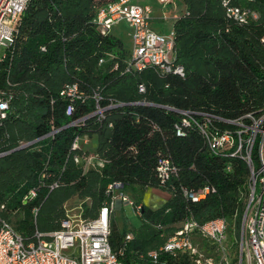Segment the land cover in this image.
I'll return each instance as SVG.
<instances>
[{
  "label": "trees",
  "instance_id": "obj_1",
  "mask_svg": "<svg viewBox=\"0 0 264 264\" xmlns=\"http://www.w3.org/2000/svg\"><path fill=\"white\" fill-rule=\"evenodd\" d=\"M113 1L29 2L0 65V88L12 94L9 116L0 126V153L5 152L0 156V206L5 205L0 215L31 241L37 231L60 228L65 203L73 197L81 201L82 216L93 219L110 201L107 189L113 182L120 181L136 205L149 188H164L170 196L162 206L141 204V227L124 223L120 229L111 219L115 250L127 232L134 235L121 260L152 264L148 252L189 217L200 223L224 218L239 235L249 192L247 162L215 153L195 126L177 136L175 125L184 117L177 110L237 119L264 107V0H226L228 6L224 0H180L186 12L174 23V54L175 63L185 67L184 77L163 75L151 66L126 70L130 54L123 41L102 34L94 23L98 9ZM227 7L247 11L246 22L230 18ZM72 83L81 98L60 95ZM84 136L97 137L95 153L105 160L103 167L85 169L74 161L75 155L89 153L72 149L76 137ZM23 142L33 143L16 149ZM163 158L178 167L166 185L156 171ZM205 186L215 191L199 201L181 192V187L197 191ZM31 190L36 194L26 200ZM168 258V264H190Z\"/></svg>",
  "mask_w": 264,
  "mask_h": 264
},
{
  "label": "built area",
  "instance_id": "obj_2",
  "mask_svg": "<svg viewBox=\"0 0 264 264\" xmlns=\"http://www.w3.org/2000/svg\"><path fill=\"white\" fill-rule=\"evenodd\" d=\"M30 1L0 0V51L5 48L0 54V65L10 53ZM224 5L228 6L226 0ZM227 15L243 23L246 22L247 11L227 7ZM122 22L130 27L133 42L127 71L151 66L163 75L185 76V67L175 63L174 29L169 33L153 29L150 5L139 4L135 0H115L100 7L94 18V23L104 35L111 33ZM262 41L264 43V35ZM41 48L46 49L45 46ZM144 90V86L140 85V91ZM60 95L71 100L82 97L76 83L66 84ZM11 99L12 94L0 88V126L9 116ZM103 111V108H99L97 112L102 114ZM177 111L184 115L182 123L175 125L177 136H185V129L195 126L215 153L239 157L247 162L250 171L249 192L239 238L234 242L236 247L232 253L226 246L229 229L226 219L214 218L200 223L189 217L160 247L149 251L148 258L152 264H168V257L174 260L184 258L190 264H264V107L237 119H225L209 112ZM72 112L73 106L70 104L66 113L71 115ZM221 122L235 127L222 128L219 125ZM79 141L80 138L76 137L72 149L80 148ZM32 143L23 142L20 146L27 147ZM88 152L83 156L75 155L74 161L85 169L104 166L105 160L100 155L95 151ZM3 154L5 152L0 153ZM156 171L161 185H166L178 173V167L171 159L163 158ZM55 186L57 183L52 187ZM122 187L120 181L109 184L107 193L111 199L100 208L96 218L85 219L82 211L70 213L68 210L59 229L46 233L37 231L35 239L31 241L0 215V264H126L120 255H123L134 235L128 232L123 245L115 250L110 241L112 214L117 203L134 204L138 214H141L142 205H136L122 191ZM214 191L210 186L197 191L181 187L182 194L194 202ZM35 194L36 191L31 190L25 199ZM4 208L2 204L0 209ZM33 211L37 213L36 209ZM162 255L165 257L161 258Z\"/></svg>",
  "mask_w": 264,
  "mask_h": 264
},
{
  "label": "crops",
  "instance_id": "obj_3",
  "mask_svg": "<svg viewBox=\"0 0 264 264\" xmlns=\"http://www.w3.org/2000/svg\"><path fill=\"white\" fill-rule=\"evenodd\" d=\"M135 2H137L139 4L150 5L152 7V23H151V26L156 31L164 32V33L171 32L173 30L175 21L186 12L185 4H183L180 0H169L166 2L162 1V0H135ZM121 24H124V25H121ZM124 26L129 28V35L131 36L130 27L126 23H123V22L117 24L116 27H114L113 30L111 31V33L113 35L117 36L122 41H123V39L120 36L116 35L115 31L119 30V28L120 29L123 28ZM129 54H130V51H129ZM95 138L97 140V137H95ZM79 143H80V147L83 150H86L87 145L90 143V139L87 136L81 137ZM96 146H98V141H96ZM150 189H152V188H149L146 191L144 198H143V202H146L145 197H146L147 192ZM155 193L156 194L152 199L153 205H149V207H151L152 209H157L160 206H162L169 199V196H170L169 193L166 194V192H164L162 190H157ZM73 203H75V208L73 209V212L82 211L81 201L79 200L78 197H73V198L69 199L65 203V206L67 207ZM120 205H121V203L116 204L115 211H116L117 207H119ZM115 211L113 212L112 217L115 216ZM115 221H116V223L120 229L123 228L124 223H126L129 228L131 227V225L128 224V222L126 220L119 223L117 216L115 217Z\"/></svg>",
  "mask_w": 264,
  "mask_h": 264
},
{
  "label": "rangeland",
  "instance_id": "obj_4",
  "mask_svg": "<svg viewBox=\"0 0 264 264\" xmlns=\"http://www.w3.org/2000/svg\"><path fill=\"white\" fill-rule=\"evenodd\" d=\"M121 25H124V24H121ZM115 34L120 36L123 39L125 48L127 50L131 51L133 48V42H132V37L129 35V28L126 26H124L121 29L119 28V30L115 31ZM4 49H5L4 47L1 49L0 54H2ZM89 139H90V143L87 145L86 150L90 151V152H94L96 150V147H97L96 146L97 140L95 137H92ZM157 190H162V191L166 192V194L169 193L168 190H166L164 188H159V187L152 188L146 194V197H145L146 202L142 201L141 204H146L147 206L153 205L152 199L155 196V194H156L155 192ZM128 196L133 201H136V199L130 193H128ZM64 207L66 209V213L68 210H70L69 212L72 213L73 212L72 210L75 208V203H73L67 207L66 206H64ZM116 216H117L119 223L126 220L128 222V224H130L131 227H133V228H139L143 224L140 215L136 211L135 205L132 203H128V202L121 203V205L119 207H117V209L115 211V216L113 217L112 221H115ZM11 219L16 223L17 220H19V216L17 214L11 215ZM238 238H239V236L236 233V228H235L234 224H229V229H228V233H227V240H226V246L228 248L229 253H232L234 251V248L236 247V244L234 245V242H236V240Z\"/></svg>",
  "mask_w": 264,
  "mask_h": 264
},
{
  "label": "water",
  "instance_id": "obj_5",
  "mask_svg": "<svg viewBox=\"0 0 264 264\" xmlns=\"http://www.w3.org/2000/svg\"><path fill=\"white\" fill-rule=\"evenodd\" d=\"M20 148H23V147L20 146V147H18V148H16V149H20ZM16 149H14V150H16ZM0 156H1V155H0Z\"/></svg>",
  "mask_w": 264,
  "mask_h": 264
}]
</instances>
